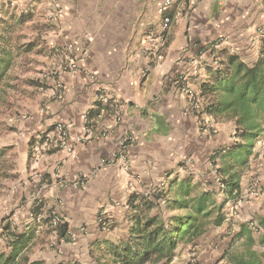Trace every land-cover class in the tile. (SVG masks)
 Wrapping results in <instances>:
<instances>
[{"label":"crops","instance_id":"crops-1","mask_svg":"<svg viewBox=\"0 0 264 264\" xmlns=\"http://www.w3.org/2000/svg\"><path fill=\"white\" fill-rule=\"evenodd\" d=\"M157 8L155 0H0V27L11 16L37 18L43 27L37 37L56 61L55 76L36 81L37 102L20 123L32 172L31 210L37 207L38 215L31 212L32 219L18 229L33 224L36 242L42 228L53 232L55 217L69 232L67 241L55 234L56 252L38 251L30 263H90L68 250L82 248L87 257L100 242L127 238L134 199L155 200L157 191L190 175L205 189L217 187L211 157L233 131L228 122L200 115L206 102L202 85L229 56L257 64L264 46V0H183L167 12L172 22L159 62L146 52L159 43ZM192 95L198 110L191 108ZM100 103L99 117L89 120ZM60 123L67 138L43 150ZM206 124L219 134L205 130ZM160 203L152 215L161 208L169 214ZM105 213L112 222L109 232L99 226ZM178 262L177 256L171 264Z\"/></svg>","mask_w":264,"mask_h":264},{"label":"trees","instance_id":"trees-1","mask_svg":"<svg viewBox=\"0 0 264 264\" xmlns=\"http://www.w3.org/2000/svg\"><path fill=\"white\" fill-rule=\"evenodd\" d=\"M13 20L14 16L0 28V86L20 51L29 53L45 45L40 36L35 39L38 42L31 41L28 45L18 46L14 43L11 36L15 26ZM29 20V16L21 15L16 22L22 25ZM31 84L39 86L36 81H31ZM202 96L206 102L200 115L206 113L217 121L235 123L234 144L217 149L211 160L225 196L239 201L243 192L242 176L250 168L256 145L264 136V46L259 61L252 67L235 56L222 61L218 68L210 71L209 82L202 85ZM103 109L102 104H98L97 109L91 110L89 120L92 115L99 117ZM9 149H0V166ZM201 185L190 175L180 182H172L168 191L160 192L155 200L143 197L134 199L130 216L132 226L127 238L117 243L109 240L100 242L91 250L90 263L74 260L60 264H171L181 246L201 238L209 226L220 227L225 223L223 206L218 204L215 191L212 188L201 189ZM162 201L166 203L170 215H166L162 208L158 214L152 215ZM37 209H32L35 216L38 215ZM51 218L52 230L59 239L67 241L68 225L62 220L54 225L55 217ZM261 226L264 231V219ZM243 232L248 234L247 251L230 254L227 264H264V252L252 249L256 244L252 232L248 229ZM35 238L33 224L20 231L7 223L0 234V241L3 239L6 242V250L0 248V264H38L30 263L27 255ZM260 242L264 246V232Z\"/></svg>","mask_w":264,"mask_h":264},{"label":"rangeland","instance_id":"rangeland-1","mask_svg":"<svg viewBox=\"0 0 264 264\" xmlns=\"http://www.w3.org/2000/svg\"><path fill=\"white\" fill-rule=\"evenodd\" d=\"M36 21L37 18H34L33 22L20 25L13 20L15 26L11 30L12 41L18 46L28 45L31 41L38 42L35 39L43 27L41 28L40 23L37 24ZM42 45L40 50L35 49L29 53L20 51L6 80L0 86V149L10 148L0 166V234L7 223L21 228L32 219L30 215L34 202V196L30 192L32 172L26 158V135L22 134L20 123L29 119L37 102L36 93H40V88L32 86L31 81H46L55 76L51 67L56 61L46 46L43 48ZM227 122L233 134L229 137V142L219 148L231 146L235 141L233 137L235 123ZM214 129L213 134H219L218 128L214 126ZM212 166L217 182L216 168L213 164ZM211 172L210 169L208 174ZM200 188L205 187L201 185ZM216 188L212 189L216 193L218 204L223 206L225 223L220 227L209 226L201 238L181 246L177 252L179 264H227L230 254H242L247 251L248 234L243 232L244 229L250 230L255 239L256 244L252 249L264 252V246L260 242L264 232L261 226L264 219V136L256 145L250 168L242 176L241 199L239 201L229 199L218 184ZM55 234L50 228H42L35 245L27 254L28 257L38 251L46 252L48 248L51 252H56L55 245L59 241ZM0 248L6 250V242L3 239L0 241ZM68 251H76V254L86 262L91 259L90 254L86 257L82 248Z\"/></svg>","mask_w":264,"mask_h":264},{"label":"built area","instance_id":"built-area-1","mask_svg":"<svg viewBox=\"0 0 264 264\" xmlns=\"http://www.w3.org/2000/svg\"><path fill=\"white\" fill-rule=\"evenodd\" d=\"M155 1L158 7L157 8L158 14L162 18L161 32L159 36H157V39H159V43L157 45H153V44L149 45V47L146 48V52L152 55L154 61L159 62L163 58V55H161V48L165 45L166 35L172 22L171 19L167 16V12L176 5H179L183 0H155ZM153 34L154 33L151 32L148 35V39L150 43H152L155 39ZM70 66L72 69H76L77 67L75 61H71ZM190 101H191L192 110H198L199 100L192 95ZM205 126H206L205 130L212 133L215 131L213 126L208 124H206ZM55 134L58 136L57 138H55ZM66 138H67L66 125L60 123L56 125L54 130V136L48 138V140L46 141L43 147V150L49 151L53 146H56L58 143H62ZM124 166L127 170L129 169V165L127 162H124ZM217 184L220 187V189H222L223 191V185L221 184V181L218 176H217ZM157 192L160 193L161 191H157ZM59 221L60 219L55 218L53 224L57 225ZM99 224H100L99 225L100 229L104 232H109L112 230L111 219L107 216L106 213L99 217Z\"/></svg>","mask_w":264,"mask_h":264}]
</instances>
